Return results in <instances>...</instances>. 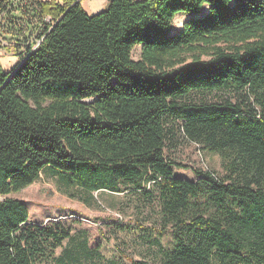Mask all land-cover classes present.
Wrapping results in <instances>:
<instances>
[{
  "label": "trees",
  "instance_id": "obj_1",
  "mask_svg": "<svg viewBox=\"0 0 264 264\" xmlns=\"http://www.w3.org/2000/svg\"><path fill=\"white\" fill-rule=\"evenodd\" d=\"M2 32L18 60L0 65V197L43 169L89 192L155 182L172 237L160 264H264V0H110L92 15L80 0H0ZM220 90L251 101H179ZM168 119L225 174L175 176ZM47 226L0 200V264H80L50 255L72 237Z\"/></svg>",
  "mask_w": 264,
  "mask_h": 264
},
{
  "label": "rangeland",
  "instance_id": "obj_2",
  "mask_svg": "<svg viewBox=\"0 0 264 264\" xmlns=\"http://www.w3.org/2000/svg\"><path fill=\"white\" fill-rule=\"evenodd\" d=\"M62 2L63 0H56ZM85 11L92 15L106 8V0H80ZM187 16L179 14L173 21L172 32L181 30ZM16 35L0 34V65L9 72L17 63L13 41ZM141 47L132 52L135 60L140 58ZM192 59L189 58L188 61ZM230 99L232 102H250L245 92L233 90L193 91L181 102L214 103ZM168 138L165 155L169 161L183 166H174L175 176L188 180L197 178L195 169L213 170L225 174L221 158L184 136L181 123L167 120ZM62 180L43 169L40 177L27 188L0 197L17 198L28 205L30 221L46 224L57 231H68L72 239L51 252L59 255L65 247L80 256V264H131L145 260L160 264V247L171 242L169 228L161 224V206L157 183L151 182L141 188L133 184L121 185L122 192L108 190L86 191L74 184L66 183L69 174H62ZM82 251V254H80ZM80 252V253H79ZM44 264H52L51 258H44Z\"/></svg>",
  "mask_w": 264,
  "mask_h": 264
},
{
  "label": "crops",
  "instance_id": "obj_3",
  "mask_svg": "<svg viewBox=\"0 0 264 264\" xmlns=\"http://www.w3.org/2000/svg\"><path fill=\"white\" fill-rule=\"evenodd\" d=\"M109 1H110V0H106V4H105L106 6L108 5Z\"/></svg>",
  "mask_w": 264,
  "mask_h": 264
}]
</instances>
